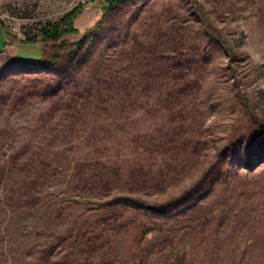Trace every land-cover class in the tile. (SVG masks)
Wrapping results in <instances>:
<instances>
[{
	"label": "rangeland",
	"instance_id": "374dc122",
	"mask_svg": "<svg viewBox=\"0 0 264 264\" xmlns=\"http://www.w3.org/2000/svg\"><path fill=\"white\" fill-rule=\"evenodd\" d=\"M79 3L73 19L78 32L58 40H24ZM104 5V0H0V159L21 144L20 156L29 161L8 182L0 181V264H25L23 256L39 255L49 237L55 242L53 264H264V161L254 160L264 158V0H125L108 13ZM98 23L102 26L90 42L98 61L117 55L110 42L124 38L123 78L135 63L149 64L148 52L156 45L174 57L177 71L156 73L155 80L167 82L171 91V76L175 82L190 81L187 93L175 83L172 97L178 103L185 93L182 112L176 108L170 116L181 138V147L171 151L175 179L161 190L137 189L151 208L133 211L120 205L110 214L109 234L96 238L99 233L91 231L102 223L98 188L90 189L87 182L77 196L91 198L90 204L61 209L45 192H60L66 162L91 156L100 145L88 140V123L63 111L50 91L17 92L31 80L70 79L77 69L66 73L72 59L47 69L22 58L75 45ZM89 68L78 73L88 74ZM149 77L150 72L138 75ZM129 90L139 95L142 108L158 92L154 87ZM145 111L133 127L103 126L97 134H126L123 143L135 132L154 130L157 115ZM222 153L237 167L246 164L254 171L222 177L214 167L204 174ZM56 160L62 164L55 165ZM142 226L149 230L141 233Z\"/></svg>",
	"mask_w": 264,
	"mask_h": 264
},
{
	"label": "trees",
	"instance_id": "16d2710c",
	"mask_svg": "<svg viewBox=\"0 0 264 264\" xmlns=\"http://www.w3.org/2000/svg\"><path fill=\"white\" fill-rule=\"evenodd\" d=\"M124 1L104 0V11L107 13L112 12ZM81 6V3H79L57 20L43 24L36 28L34 32L26 33L24 40L34 41L37 37L42 41L58 40L67 33L78 32L76 26L73 25V19ZM101 26L102 23H98L97 27L89 29L86 34L87 38H83L75 45L62 44L63 46L61 45L62 47L56 51L49 52V54L43 52L42 56L37 59L22 58L26 61L44 65L47 69L50 65L66 64L72 59L71 63L67 64L66 73L70 74L75 66L77 69L75 68V74L70 76V79H65L64 76L59 75V81L56 84H36L31 80L27 82L28 85L24 84L22 90L17 92L19 95L27 89H33V87H39L38 90L42 93L46 92L45 90L50 91L51 97H54L53 100L56 101V104L58 102L63 111L75 114L78 120H82V124L88 123V140L93 139L95 141L96 139L100 145V147L97 146L98 149L91 156L84 159L74 158L66 162V180L61 185L62 190L60 192H48V190L45 192V196H48L49 200L52 201L51 204L59 207L56 209H61L63 207L70 208L80 203L90 204L91 198L77 196L83 188L87 187V182L90 189L98 188L101 200L96 205L98 213L102 217V223L95 226L91 231L92 233H99L96 238L109 234L111 230L110 222L112 221L110 214L117 213L120 205L132 207L133 211L151 208L139 198L140 194L137 189L161 190L169 181L175 179L173 175L175 174L176 165H173L171 151L177 150L173 147L174 145L181 147V138H176L177 133L174 131L175 128H172V118L170 116L176 108L178 114L182 112L181 107H184L185 104L180 101L187 93L190 81L188 77L185 81L175 82L171 76L173 82L171 91L167 82L161 84L162 81L155 80L156 73L169 74L177 71L174 62L170 60V57H174L166 55L168 52L158 51L156 45H153L157 43L155 41L149 43L151 46L153 45L151 52H148L150 53L148 58H152V61L149 64L142 65L139 62L135 63L129 69V76L123 78L120 67H123L124 63L120 58V54L123 50L121 45L124 38L123 40L114 39L110 42L115 49L118 48L119 50L117 55L104 58V61H98L95 52L90 47V42L98 34ZM169 53L171 55V52ZM84 58L88 63L83 61ZM88 64H90L88 74L85 71L78 73V71H82L81 68L84 69ZM96 65L100 67L95 68ZM141 72H150L152 77L141 80L138 78ZM54 73L59 74L58 72ZM156 77L159 76L156 75ZM175 83L184 86L183 89L186 90L185 93L181 94V97L177 96L180 98V103H175L172 98L176 90ZM129 86L141 90L154 87L158 92L144 101L145 106L142 108V100L137 93L129 90ZM28 93L30 94V92H27L26 95H29ZM143 111L157 115L155 119L157 127L153 128L154 130H149L146 133L142 131L135 132L136 134L132 137V140L129 139L123 141V143L121 137L123 139L126 134L122 136L106 135L104 137L97 134L103 126L110 128L113 127L112 125L128 124L133 127ZM22 150H24V146L18 144L11 149L7 156L0 159V181L8 182L7 180L12 177L11 174L16 171V168L25 167L26 164H29L26 157L22 158L20 156ZM221 155L220 158L219 155L216 156V165L214 164L213 167L209 165L204 174L212 172L214 167H217L222 177L233 172L235 175L232 173V176L235 178V176L240 175L238 173L241 171L246 173L254 171L253 167L246 164L237 167L238 165L236 166L233 161L226 160L224 153ZM250 157L247 154L246 159H250ZM32 159L30 158V162ZM257 159H259V163L264 161V158L256 156L254 160ZM40 162L43 166H48V163H50V161L48 163ZM54 163L59 166L62 164L60 160H56ZM116 185L120 188L115 189ZM138 229L141 233L149 230V228L143 226ZM54 246L53 238L49 237L43 242L39 255L23 256L22 261H25V264H53L52 259L56 255H53L51 251Z\"/></svg>",
	"mask_w": 264,
	"mask_h": 264
}]
</instances>
